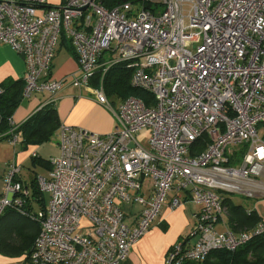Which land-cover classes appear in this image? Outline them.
Segmentation results:
<instances>
[{
    "label": "built area",
    "instance_id": "built-area-1",
    "mask_svg": "<svg viewBox=\"0 0 264 264\" xmlns=\"http://www.w3.org/2000/svg\"><path fill=\"white\" fill-rule=\"evenodd\" d=\"M149 1L152 8L0 0V43L26 66L23 97L47 93L53 102L66 83L91 88L115 119L105 134L59 125V154L46 175L35 177L48 195L43 210L28 209L29 189L16 179L22 166L8 164L0 216L13 208L39 224L22 264H122L170 192L171 208L182 204V194L198 207L195 241L175 242L162 264H194L264 234L263 220L233 231L222 195L264 197V0ZM62 36L72 42L77 67L54 78ZM120 62L132 69L130 84L152 95L148 104L131 95L111 106L104 75ZM9 124L6 134L16 145L20 132L11 118ZM144 130L148 147L136 139ZM135 202L141 208L129 225L122 205Z\"/></svg>",
    "mask_w": 264,
    "mask_h": 264
},
{
    "label": "crops",
    "instance_id": "crops-1",
    "mask_svg": "<svg viewBox=\"0 0 264 264\" xmlns=\"http://www.w3.org/2000/svg\"><path fill=\"white\" fill-rule=\"evenodd\" d=\"M59 1L60 0L52 2L49 0V3L57 4ZM76 67L77 60L72 42L69 38L62 36L52 61L50 76L60 78L75 71ZM25 69L26 66L22 56L15 52L9 45L0 43V86L7 80H23ZM49 98L50 95L47 93H37L30 97H23L22 95L20 102L11 116L13 124L17 126L22 124L42 105L50 102ZM53 102L60 124L79 126L101 134L111 132L115 127V119L112 110L95 100L91 88L79 90L71 84L66 83L55 95ZM1 134L2 133H0V193L3 189V177L8 164L17 162L21 164L22 169L20 174L16 176V179L29 189L26 202L27 207L33 212L41 210L45 207L47 199L44 198L42 192L36 193L35 190H33L34 187L32 186V182L36 175L47 174L50 166V159H44L40 154L42 145L29 144L24 146L21 132L20 141L16 145H12L8 138H4ZM54 137H57V131L52 138ZM51 140L45 143L52 145ZM54 146L57 148V154L55 155L57 156L59 154V149L56 143ZM33 152L36 154L35 156L37 159L44 160L45 164H47V169L42 172L34 171L36 167L31 163ZM149 183V180L145 182L143 192L146 194L150 191ZM174 194V192L169 193L159 215L154 220L149 230L134 243L128 257L122 264H162L168 251L175 242L183 240L186 243H193L195 241V236L191 232L194 225V214L197 212L198 207L190 201L188 197L182 194V204L176 208H171L169 202ZM122 208L125 213V222L129 225L133 224L141 206L135 202L132 204H123ZM8 259L18 260L17 262L21 260V263H24V254L9 256L0 253V264H5ZM216 262L217 259L211 256L194 264H214Z\"/></svg>",
    "mask_w": 264,
    "mask_h": 264
},
{
    "label": "trees",
    "instance_id": "trees-1",
    "mask_svg": "<svg viewBox=\"0 0 264 264\" xmlns=\"http://www.w3.org/2000/svg\"><path fill=\"white\" fill-rule=\"evenodd\" d=\"M105 8H112L124 2L141 3L146 8H152L154 3L149 0H98ZM155 6H157L155 4ZM101 69L96 71L100 74ZM132 69L126 63L120 62L108 69L104 75V91L107 96H137L148 104L152 95L130 84ZM24 81H4L1 84L4 91L0 95V133L4 138L10 129L9 119L22 97ZM60 125L54 102H48L31 114L17 128L22 134L24 146L29 144H42L50 141ZM41 163L47 167L44 160L32 157V163ZM48 162V161H47ZM234 162V160H233ZM50 169V166H49ZM36 193H40L35 177L32 182ZM223 204L227 209V224L233 231L245 227H252L261 219L255 211L248 212L240 204H235L229 196H223ZM44 207L42 208V210ZM39 224L30 217L23 215L13 208H7L0 216V253L9 256L28 255L34 239L38 233ZM214 256V264H263L264 263V234L253 237L249 242L240 246L235 251H212L207 257ZM206 258V259H207Z\"/></svg>",
    "mask_w": 264,
    "mask_h": 264
},
{
    "label": "rangeland",
    "instance_id": "rangeland-1",
    "mask_svg": "<svg viewBox=\"0 0 264 264\" xmlns=\"http://www.w3.org/2000/svg\"><path fill=\"white\" fill-rule=\"evenodd\" d=\"M52 2H57L58 0H50ZM97 78V76L95 75V77L93 78V84L95 86V88L98 86L97 82L95 81ZM103 91H104V85H103ZM105 93V91H104ZM106 95V93H105ZM107 96V95H106ZM109 102L111 103V106H113V108H117V103H119L120 101H122L123 99H121L120 96H107ZM263 128L264 125L262 126V128L259 129V133L262 134L263 132ZM150 135L149 130H144L141 131L137 134V142L143 146V147H148V137ZM57 141V137L52 138L51 140V144L48 143H42L40 144V146L42 145V147L40 148V154L42 155V157L44 159H51V157L55 156L57 154V148L54 146V144ZM32 163V162H31ZM29 163V164H31ZM34 167H36L34 169V171H40L42 172L43 170L47 169L45 165H42L41 163H35L33 164ZM44 194V198L47 199L48 195L47 193H43ZM223 196H229L232 201L235 204H240L244 207L245 210H247L248 212L250 211H255V213L257 214V216L264 221V197H245L239 194H235V193H222ZM226 215H227V209L225 211ZM225 214H223V218L226 221L227 217ZM219 228H222L220 222L217 223L216 225ZM245 228H249V227H245ZM243 228V229H245ZM25 259H23L24 261ZM7 262L5 264H22L21 260L19 262H17L18 260H13V259H8L6 260Z\"/></svg>",
    "mask_w": 264,
    "mask_h": 264
}]
</instances>
